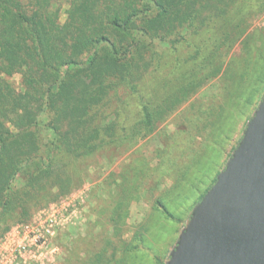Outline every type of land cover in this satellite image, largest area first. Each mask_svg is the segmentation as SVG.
Segmentation results:
<instances>
[{
  "label": "trees",
  "instance_id": "trees-1",
  "mask_svg": "<svg viewBox=\"0 0 264 264\" xmlns=\"http://www.w3.org/2000/svg\"><path fill=\"white\" fill-rule=\"evenodd\" d=\"M232 2L0 0V235L11 222L29 219L36 208L81 183L94 153L109 150L108 157L112 160L127 151L139 137L152 132L158 122L170 116L220 72L223 62L212 61L208 54H203L185 70H180L178 83L164 92V96L154 93L145 96L137 84L159 50L175 49L192 35L198 36L201 50L206 47L209 43H205L202 35L208 20L223 14ZM63 4L67 5L64 11ZM63 12L65 19L60 22ZM242 32L232 38V44ZM224 35H220L217 42H224L227 38ZM228 50L229 47L226 52ZM259 60L263 66L256 69L262 72L256 70L249 81L241 75L243 72L238 73L241 75L239 81H247L244 97L236 94L238 85L233 78L236 69L231 67L225 72L230 78L225 81L230 82L229 89L219 104L209 105L208 119L202 124L212 130L208 139L216 136L212 152L203 156L195 152L190 170L175 180V188L168 191L167 199L154 197L158 182L141 189L150 191L146 199L153 200L161 213L176 217L169 209L170 201L181 205L180 211L187 206L191 210L224 167L222 164L214 174L208 171L210 166L219 164L217 149L222 150L234 127V120L228 121L234 97L241 100L238 110L242 115V106L247 108L253 101L256 87L251 86L252 80L254 84L264 85V51L259 53ZM252 62L253 56L248 54L246 71ZM16 74L19 75L18 86L12 79ZM119 86L136 95L141 115L118 133L114 123L95 122L90 112L93 105L106 98L107 87ZM226 125L225 132H221ZM179 127L167 137L173 139V145L168 147L182 153L192 148L196 134L186 123L183 129ZM125 133L129 135V142L126 136H119ZM166 160L169 164L175 161L169 157ZM203 161L207 162V169L202 175L194 174L196 165ZM115 176L110 173L104 180L106 188L102 192L108 195L97 207L99 220L96 223L111 225L116 231L115 226L118 224L119 228L128 214L130 201L140 195L137 191L134 194L132 188L127 191L123 183H117L115 192L112 191L110 181ZM180 213L177 211L176 215ZM161 229L167 232L165 226ZM141 235H137L132 246L126 244V250L133 247L138 248V252L143 251L137 252L143 257L137 264H148L150 257L152 264L159 263L155 248ZM104 241L100 246L86 245L85 252L89 255L86 259L74 252L68 256V262L111 264L119 260L124 264V258L118 256V247L110 237ZM133 263L127 261V264Z\"/></svg>",
  "mask_w": 264,
  "mask_h": 264
},
{
  "label": "rangeland",
  "instance_id": "rangeland-1",
  "mask_svg": "<svg viewBox=\"0 0 264 264\" xmlns=\"http://www.w3.org/2000/svg\"><path fill=\"white\" fill-rule=\"evenodd\" d=\"M62 8V11H64L67 5L63 4ZM64 19L65 13L63 12L60 22H63ZM242 30L241 37L232 44V38H235ZM223 33L226 34L224 36L227 38L222 43L217 42ZM202 36L205 43H209L206 47H202V50L199 48L198 43L201 41H199L198 36L192 35L186 40H182L175 49H168L165 52L159 50L158 53H155L152 64L137 82L138 88L142 94L148 97L153 93L164 96V92L169 90L175 83H178L180 70H185L189 64L201 58L203 54H208L207 57L212 61L223 62L220 72L205 82L196 93L177 107L170 116L158 122L152 132L139 137L136 144L127 151L112 160L108 157L109 150L94 153L91 158L92 162L87 167L86 175L81 183L66 193L58 194L57 197L48 200L32 212L33 215L61 196L74 192L80 193L84 199L81 214L76 222L65 225L57 231L50 242L49 254L44 255V259L39 264H70L67 258L74 252H77L80 258L86 259L89 256L85 252L86 245L100 246L101 243L105 242L104 238L108 237L118 247L117 254L124 258V264H127V261L137 264L142 262L143 257L138 253L143 251L138 252L139 249L133 247L126 250V244L130 243V246H132L136 242V238L140 237L141 234L142 237L144 236L145 242L155 248V252L159 256L160 262L155 264L165 263L191 210L187 206L185 210L180 211L181 205H175L174 201H170L168 204L169 209L176 217L167 216L158 211L159 207L153 203V200L146 199V195L149 196L150 191L145 192L143 190L152 187L158 182L156 187H154V197L160 196L163 200L167 199L170 196L168 191L175 188V180L184 176L186 174L185 171L188 172L190 170L191 160L195 152L200 156L212 152L215 141L213 139L216 136L208 139L209 126L203 127L202 124L208 119L207 109L209 105L219 104L225 91L229 89L230 82L225 83V81L230 80V78L225 76V72L231 67L236 69L237 72L235 71L233 74V78L236 79L238 85L236 94L238 97H244L247 81L252 79L254 72L257 70L256 67L263 66V63L259 60V53L264 51V0H233L223 14L208 20ZM228 47L229 50L226 52ZM248 54L253 56V62L251 68L246 71ZM257 71L262 72V70ZM240 72H243L241 75H244L247 81H239V76L241 75L238 73ZM12 79L15 85L18 86L19 75H14ZM251 86L256 87L253 101L247 108L242 106V115L238 110L241 105L238 102L241 100L234 97L233 103H231L232 106L229 108L231 119L228 121L231 122L233 119L235 122L234 127H231L230 135L227 136L222 150L217 149L219 164L208 168L211 174H214L222 164L224 166L228 154L232 152L237 140L241 138L246 122L252 116L261 99L260 95L263 93L264 85L262 83L254 84V80H252ZM105 94L107 95L106 98L91 108L90 113L94 115L95 122H101L105 125L114 123L115 130L118 132L122 127L128 128L140 117V105H138L136 95L127 88L122 86L115 89L107 87ZM45 119L46 117H43V120ZM219 122L223 123V119H220ZM185 123L196 134L193 136L192 148L182 153L179 151L175 152L168 147L173 145V139L167 137L172 136L180 124L179 129H183ZM228 125L221 132L224 133ZM119 136H126L125 140L129 142L128 134L125 133ZM221 140H224V138ZM205 144H208L207 149H204ZM211 155L213 156L212 153ZM167 157L173 158L175 161H170L169 164L168 160H166ZM129 165L131 168L128 167ZM196 169L197 171H193V173L202 175V172L207 169V162L203 161L196 165ZM110 173L116 175L114 180L110 181L112 191L115 190L117 183H123L127 191L132 188L134 194L137 191L138 195L141 196V198L139 196L138 199L130 201L128 214L122 220L121 223L123 224H119V228L118 224L115 226L117 227L116 231L115 228L113 230L110 227L111 225L101 226L96 223L99 220L96 211L97 207L103 201L102 198H106L108 195L102 191L106 188L104 180ZM54 190L57 191L58 189L55 188ZM177 211L181 212L180 216L179 214L176 215ZM29 219L11 222L0 235V242L4 233L11 226ZM164 226L167 229L165 233L161 229ZM91 240H93L92 243L94 244L90 243ZM0 259L2 262L5 260L1 256ZM146 263L152 264V257ZM14 264L24 263L18 259L14 261ZM111 264L122 263H119L118 260Z\"/></svg>",
  "mask_w": 264,
  "mask_h": 264
},
{
  "label": "water",
  "instance_id": "water-1",
  "mask_svg": "<svg viewBox=\"0 0 264 264\" xmlns=\"http://www.w3.org/2000/svg\"><path fill=\"white\" fill-rule=\"evenodd\" d=\"M164 264H264V91Z\"/></svg>",
  "mask_w": 264,
  "mask_h": 264
},
{
  "label": "built area",
  "instance_id": "built-area-1",
  "mask_svg": "<svg viewBox=\"0 0 264 264\" xmlns=\"http://www.w3.org/2000/svg\"><path fill=\"white\" fill-rule=\"evenodd\" d=\"M84 199L80 193L61 196L35 212L25 222L11 226L0 242V264H14L21 260L24 264H39L44 255L49 254V246L57 231L75 223L81 214Z\"/></svg>",
  "mask_w": 264,
  "mask_h": 264
}]
</instances>
